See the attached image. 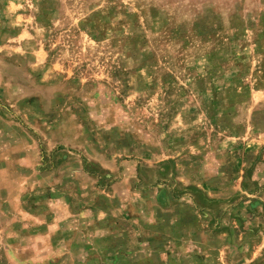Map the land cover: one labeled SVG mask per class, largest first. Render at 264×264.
<instances>
[{
  "label": "rangeland",
  "instance_id": "obj_1",
  "mask_svg": "<svg viewBox=\"0 0 264 264\" xmlns=\"http://www.w3.org/2000/svg\"><path fill=\"white\" fill-rule=\"evenodd\" d=\"M0 264H264V0H0Z\"/></svg>",
  "mask_w": 264,
  "mask_h": 264
}]
</instances>
